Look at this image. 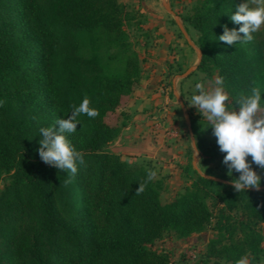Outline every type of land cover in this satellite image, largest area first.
<instances>
[{
    "label": "trees",
    "instance_id": "16d2710c",
    "mask_svg": "<svg viewBox=\"0 0 264 264\" xmlns=\"http://www.w3.org/2000/svg\"><path fill=\"white\" fill-rule=\"evenodd\" d=\"M240 1L200 0L184 19L199 34L197 68L224 78L229 105L253 87L264 98V35L236 45L218 39L224 25L239 28L228 13ZM127 17L118 0H0V181L8 179L0 191V264H176L150 246L166 233L186 239L208 228L214 235L202 264L244 257L261 264L263 184L235 190L225 153L218 144L208 148L193 124L203 161L223 167L207 176L226 183L194 170L196 178L165 205L154 167L107 149L130 118L126 102L141 72ZM74 29L85 31L88 57ZM85 98L98 115L77 117L70 138L84 164L66 183L68 174L39 156V128L68 118ZM148 169L157 175L137 191Z\"/></svg>",
    "mask_w": 264,
    "mask_h": 264
},
{
    "label": "rangeland",
    "instance_id": "374dc122",
    "mask_svg": "<svg viewBox=\"0 0 264 264\" xmlns=\"http://www.w3.org/2000/svg\"><path fill=\"white\" fill-rule=\"evenodd\" d=\"M123 1L118 0L128 14L124 29L128 35L132 50L138 56L141 70L139 85L129 95L126 108L130 111V116L140 112L148 113L153 126L159 127L158 130L162 131V150L165 149L167 151L166 162L147 161L144 157L142 161L129 163L126 158L123 159V145L115 144L116 139L108 145L107 149L119 154L121 159L129 164L140 166L150 164L154 167L163 183L160 201L165 205L182 193L184 188L189 186L196 178L195 171L192 168L194 158L196 159V167L202 174L217 177L223 172L220 162L203 161L204 157L198 151L195 152L193 150L191 136L181 107L174 96V93H176L181 99L190 118V123L194 125L196 133H198L202 142L208 148H212L217 144L212 128L208 127L207 119L201 116L196 107L190 106L188 102H190L191 95L195 91L194 84L196 82H205L207 85V82L214 81L217 78V74L214 73L210 78H207L197 68L196 50L198 49L197 40L199 34L184 20L193 13V9L200 0H166L185 27L188 39L194 48L184 38L170 14L167 13L168 20L166 21L167 27L169 26L171 29L170 34L164 37L159 36L155 30L152 31L150 29L153 25H148L149 22L145 20V14L137 6L139 0H128L130 2L121 3ZM244 2L245 0L240 1V3ZM249 6L255 7V0H249ZM74 32L80 39L81 55L88 57L89 50L85 43V39L87 40L85 31L74 29ZM263 35L264 25L254 34L253 40L259 41ZM195 66L196 69L189 75L184 78L179 77L189 68ZM173 83H175V88H173ZM146 92L150 96L153 95L152 100L149 97H144L148 95ZM258 115H264V108L260 109ZM128 120L125 121V125ZM192 137L196 145L197 140L193 134ZM247 159L251 160V157L249 156ZM251 166L261 176V184H263L261 188L264 190V167H260L255 163ZM7 181V177L0 181V191L3 188V184ZM262 231L264 233V227H262ZM213 235L214 231L211 228L206 229L202 233L191 235L186 239H179L172 233H166L161 240L150 246V249L167 254L170 261L176 264H202L208 249V242ZM212 263L211 261L209 264ZM216 264L230 263L219 261ZM261 264H264V257Z\"/></svg>",
    "mask_w": 264,
    "mask_h": 264
},
{
    "label": "clouds",
    "instance_id": "9594fccd",
    "mask_svg": "<svg viewBox=\"0 0 264 264\" xmlns=\"http://www.w3.org/2000/svg\"><path fill=\"white\" fill-rule=\"evenodd\" d=\"M255 4V7H250L249 0H245L236 5V10L228 14L233 23L240 25L239 28L229 29L224 25L218 39L227 45L251 42L254 34L264 25V0H255ZM225 87L223 77H217L207 82V85L205 82H196L188 104L195 106L201 116L207 119L208 127L212 128L219 150L225 153L223 163L228 168V176L232 177L234 189L241 192L250 187L258 188L261 176L251 165L255 163L264 167V115H258L264 107L262 90L253 87L247 93L234 96L233 104L229 105ZM81 113L89 117L98 115L95 109L89 107V100L85 98L79 106L73 108L68 118L57 119L52 125L39 128V156L43 162L68 174L69 180L66 183L77 173L78 165L84 164L83 155L70 138L77 130V117ZM249 156L251 160L247 159ZM233 171L239 173L238 178L232 176ZM156 175L154 169H148L137 191H142ZM236 264H249V260L244 257L237 260Z\"/></svg>",
    "mask_w": 264,
    "mask_h": 264
},
{
    "label": "crops",
    "instance_id": "0c3cea01",
    "mask_svg": "<svg viewBox=\"0 0 264 264\" xmlns=\"http://www.w3.org/2000/svg\"><path fill=\"white\" fill-rule=\"evenodd\" d=\"M127 2L130 1L124 0L121 3ZM167 4L174 13L170 4L168 2ZM137 6H139L141 12L145 14V20L149 22L148 25H153V27L150 28L152 31L155 30L159 36H169L171 29L166 25L169 13L163 6V0H139ZM182 27L185 30L183 25ZM190 46L194 48L192 44H190ZM173 88H175V83H173ZM146 93L148 95H145L144 97H149L152 100L153 95L150 96L148 92ZM152 123L149 114L146 112L131 114L127 124L121 129L119 136L115 140V144L119 143V145H123V159L126 158L129 163H135V161L139 160L142 161L144 157L147 161L166 162L167 151L165 149L162 150V131H159V127H154Z\"/></svg>",
    "mask_w": 264,
    "mask_h": 264
},
{
    "label": "water",
    "instance_id": "95a60500",
    "mask_svg": "<svg viewBox=\"0 0 264 264\" xmlns=\"http://www.w3.org/2000/svg\"><path fill=\"white\" fill-rule=\"evenodd\" d=\"M163 6H164L165 10H166L169 14H171V15L173 16V18H174V20H175V23H176V25H177V27H178V29L180 30V32L182 33V35L184 36V38L187 40V42H188L189 44H191L190 41H189V39H188V36H187V34H186L185 30H184V28L182 27V25H181L180 22H179L178 17H177L172 11H171V9H170V7L168 6L166 0H163ZM196 52H197V65H198V64L200 63L201 53H200V51H199L198 49L196 50ZM195 69H196V66H195V67H191V68H189L185 73H183V74H182L181 76H179V77H180V78H184V77H186L187 75H189L192 71H194ZM174 96H175V98L177 99V101L179 102V105H180V107H181L182 114H183L184 120H185L186 125H187V129H188L189 134H190V136H191V140H192V148H193V150L196 152L197 150H196L195 143H194V140H193V137H192V132H191L190 118H189L188 114L186 113L185 107H184V105H183L181 99L179 98V96H178L176 93H174ZM192 168H193V170H195L197 173L201 174V173L199 172V170L197 169V167H196V159H195V158L193 159V162H192ZM203 176H205L206 178L211 179V180H213V181H216V182L226 183L225 181H222V180H220V179H218V178H215V177H210V176H207V175H203Z\"/></svg>",
    "mask_w": 264,
    "mask_h": 264
}]
</instances>
